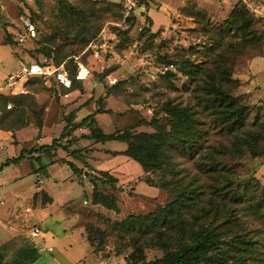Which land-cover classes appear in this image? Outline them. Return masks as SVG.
Returning a JSON list of instances; mask_svg holds the SVG:
<instances>
[{
    "label": "rangeland",
    "instance_id": "374dc122",
    "mask_svg": "<svg viewBox=\"0 0 264 264\" xmlns=\"http://www.w3.org/2000/svg\"><path fill=\"white\" fill-rule=\"evenodd\" d=\"M141 2L145 5L128 10L120 0H2L0 38L11 35L16 41L28 20L41 33L36 40L16 43L22 47V53L16 52L19 58L16 47L0 44V86L5 88L0 92L27 93L20 104L0 105L4 114L10 112L2 124L16 123L9 126L13 133L0 128L8 132L0 130V161L22 148L35 157L33 163L26 157L0 173V202L6 201L0 205V244L13 236L12 226L21 227L20 236L7 242L8 260L35 244L40 256L33 264H129L143 256L154 262L166 254L159 242L171 252L194 232L214 231L223 237L222 246L207 264H264V140L257 158L248 151L225 152L234 133L221 121L216 97L206 89V73H214L213 62L219 63L221 54L233 70L232 93L250 107L245 129H253L257 116L264 126V1L254 7L259 41L241 51L231 45L240 35L222 36L238 0ZM69 5L79 12L72 13ZM43 47L52 52L50 60L65 64L74 88L66 91L37 77L6 87L22 62L47 56L37 51ZM79 63L91 70L84 81L76 78ZM193 65L200 70L191 72ZM108 91L111 95L105 97ZM169 104L186 108L201 133L192 144L168 148L170 166L149 173L136 160L115 155L126 150V142L97 143L83 136L87 128H66L72 112V122L94 112L108 133L155 132V126L141 121L162 117L161 124H167ZM99 107L109 112H98ZM63 132L56 153L37 151ZM75 149L81 156L71 155ZM68 160L81 168L79 174ZM209 160L219 165L213 167ZM45 164L48 174L39 171ZM101 172L116 176V185L103 183ZM147 175L154 182L169 181L172 190L149 185ZM94 181L99 191L116 199L119 211L93 203ZM186 186L195 192L193 198L182 197L184 205L175 212L165 208ZM42 190L51 202L38 193ZM130 214L146 216L148 222L130 221ZM35 227L41 230L39 237L31 235Z\"/></svg>",
    "mask_w": 264,
    "mask_h": 264
},
{
    "label": "trees",
    "instance_id": "16d2710c",
    "mask_svg": "<svg viewBox=\"0 0 264 264\" xmlns=\"http://www.w3.org/2000/svg\"><path fill=\"white\" fill-rule=\"evenodd\" d=\"M140 4L143 6L145 5L142 0H139ZM264 1V0H238L236 5L234 6L233 10L229 17L226 20V29L222 31V36L226 37L232 31V35H240L239 42L231 43L232 49L236 51H241L255 42L259 41V36L257 34V30L253 27L255 21L258 19L259 15L254 11L255 4ZM140 5V6H141ZM141 6V7H142ZM72 13H76L78 8L74 5L68 6ZM149 22H152V18H148ZM145 31H149L148 28H145ZM39 32V30H38ZM41 37V33L39 32L38 38ZM43 37V36H42ZM92 37L87 38L84 42L85 45L88 44ZM8 43L16 47V52L22 53V47L16 45L19 43L17 40H13L11 35H8ZM37 42V41H36ZM22 45V44H21ZM24 45V44H23ZM20 49V50H19ZM27 51V50H26ZM39 52H45L48 59H51L53 55L52 52H47V48L43 47L38 49ZM241 53V52H240ZM37 52L34 55L37 56ZM220 61L213 62V72L207 71L208 79L206 80L208 91L211 93L212 96L216 97V109L217 113L222 115L221 121L227 122L229 124V130L231 133H234V140L231 146L224 147L225 152L232 153L233 155H242L245 154L247 151L251 153V156L257 158L261 153L259 148L260 142L264 140V128L263 122H260L259 117L257 116L255 122L251 124L253 129L246 130V118L250 114V107L248 104L240 100L239 97L235 96L232 91H234L235 85H230L233 83V70L231 65H227V58H223V55H219ZM54 58V57H52ZM38 60V59H32ZM223 61V62H222ZM29 62V61H28ZM56 65L62 64V61H57ZM194 67V68H193ZM198 66H192L191 72L196 73L199 68ZM41 78L40 76H31ZM55 82V80L53 79ZM62 87V86H61ZM73 87V86H72ZM71 88H64V90H72ZM74 88V87H73ZM76 88V87H75ZM78 90L84 88H77ZM27 93L13 95V94H3L0 92V105L4 104V107L11 102L14 101L15 103H21V99L26 97ZM110 92L108 91L105 97L110 96ZM105 97L99 98L100 102L105 101ZM3 102V103H2ZM168 116H166V120L168 121L167 124H161V118H152V120L143 119L141 121L142 125H151L156 127L155 132H132L128 130H117L113 133L105 132L99 125L96 115L90 113L84 116L80 121L72 122V117L74 118V112H72L68 119V123L66 128L70 127L72 131L80 129V128H87L89 132L85 133L83 136L85 138L93 139L97 143L106 144L109 141H121L127 143V148L124 152H114L115 155L124 154L133 160L139 162L143 169L149 173L152 171L163 169L164 167L170 166L169 158L167 154L168 148L172 146H181L185 144H192L196 141V137L201 132L199 129L196 128L195 119L192 118L191 114H189L188 110L184 107L180 106H172L168 105L167 108ZM98 112H109L102 111L99 107ZM12 113V112H11ZM3 115L6 117L10 115L4 114L0 108V128L5 130H12L13 128L9 126H15L12 120L9 126H5L2 124ZM165 117V116H163ZM24 127V125H22ZM22 127V128H23ZM20 130V129H17ZM65 132L61 134L58 139H54L51 144H42L37 151H52L56 153V148L61 146L59 139L64 138ZM72 140H77L78 137L71 138ZM54 150V151H53ZM67 150V149H65ZM85 151V150H84ZM82 152L80 149H75L71 151V155L75 158L80 155ZM83 156V155H82ZM28 157L31 159L32 163L34 158L32 156V152L26 148H22L20 154L18 156L8 158L6 161L0 164V171L4 168L17 165L21 163L23 159ZM42 156H37V161H41ZM84 158V162L86 163V156ZM77 160H80L77 158ZM69 166L73 169L75 173L81 172V168L73 161L68 160ZM213 167H217L219 164L217 162L208 161ZM35 165L33 164V167ZM44 169L45 173L48 174L47 165H41L39 171ZM101 178H99L105 184H111L115 186L118 182V178L109 172H101ZM147 182L151 186H155L158 188H163L165 190H172L171 183L169 181H157L154 182L149 178L147 175ZM38 193H44L45 201L51 202L52 198L45 192L44 190L39 191ZM195 192L191 190L190 186H186L181 191V196L174 198L169 205L165 208H169L171 212H175L176 209H180L184 205V200L182 197H188L189 199L193 198V194ZM234 194V193H233ZM93 203L101 204L109 209H114L119 211V207L117 205L116 199L108 194H105L98 190L96 185V181H94V188H93ZM129 220L136 222L137 219L142 221V224H146L148 219L146 216L143 215H135L130 214ZM163 220H167L166 217H162ZM161 239V238H160ZM222 236H219L214 231H198L194 232L190 237L189 240L183 239L179 241V245L174 248L171 252H169V248L167 244L163 242L160 243V247L165 251V255L162 258L155 260L154 262L148 261L144 256L140 258L138 261L135 257L129 259V264H207L209 259L211 258L212 254L216 251L220 250L222 246ZM161 241V240H160ZM8 244L5 243L0 247V264H33L35 263L40 256V249H38L37 245H25L20 248L14 258L12 260H8L6 257V251L8 250ZM150 247L151 245H147ZM244 264V263H239Z\"/></svg>",
    "mask_w": 264,
    "mask_h": 264
},
{
    "label": "built area",
    "instance_id": "2783aa9c",
    "mask_svg": "<svg viewBox=\"0 0 264 264\" xmlns=\"http://www.w3.org/2000/svg\"><path fill=\"white\" fill-rule=\"evenodd\" d=\"M120 2L128 9V10H137L140 8L139 0H120ZM2 0H0V13L2 10ZM24 33L19 32L17 34L16 40L20 43H25L27 40H36L39 36L38 29L36 25L28 20L25 22L23 26ZM91 70L86 67L85 64L79 63L78 72L76 74V78L78 81H84L90 77ZM31 76H40L41 78L52 81L53 79L58 84V86H62L64 88H71L73 86V78L65 67V64L62 63L60 65H56L52 60L44 57L42 60H33L29 62H22L21 69L18 73L11 75L8 78L7 85L14 86L18 82H20L25 77ZM41 234V230L38 227H35L32 230V237H39ZM52 250V248L50 249ZM107 264H116L115 262H109Z\"/></svg>",
    "mask_w": 264,
    "mask_h": 264
},
{
    "label": "crops",
    "instance_id": "0c3cea01",
    "mask_svg": "<svg viewBox=\"0 0 264 264\" xmlns=\"http://www.w3.org/2000/svg\"><path fill=\"white\" fill-rule=\"evenodd\" d=\"M0 35H1V31H0ZM0 44H8V45H11V44H9L8 43V41L6 40V38H3V36H2V38H0ZM11 46H13V45H11ZM14 47V46H13ZM16 49L14 48V52H15V55L18 57V55L16 54ZM19 58V57H18ZM6 87H9V89L12 87V86H9V85H6ZM0 89L1 90H3V91H5V88L3 87V86H0ZM7 91V90H6ZM0 130H2V129H0ZM3 131V130H2ZM1 131V132H2ZM19 131V130H18ZM3 132H5V133H8L7 131H3ZM10 132L11 133H13V131L12 130H10ZM22 150V149H21ZM21 150H18V151H20L21 152ZM20 154V153H19ZM18 154V155H19ZM17 154L16 155H14L13 157H15V156H18ZM8 158H12V157H8ZM7 158V159H8ZM6 159V160H7ZM6 160H2V162L1 163H3L4 161H6ZM24 160V159H23ZM22 160V161H23ZM21 161V162H22ZM20 164V163H19ZM19 164H17V165H19ZM16 165V164H15ZM5 169V168H4ZM3 169V170H4ZM2 170V171H3ZM16 170V169H15ZM2 171H0V173H2ZM15 177V176H14ZM16 178V177H15ZM4 186L2 185V186H0V190L3 188ZM0 197L1 198H4V196L3 195H1L0 194ZM4 204H6V201L4 202V203H1L0 202V205H4ZM13 228L11 229L12 230V232H13V236L11 235V238H9V239H7L6 241H4V242H2L1 244H0V247L2 246V245H4L5 243H7L10 239H12V238H15V237H17V236H20V234H21V227L19 226V225H16V226H12ZM40 252V251H39Z\"/></svg>",
    "mask_w": 264,
    "mask_h": 264
}]
</instances>
